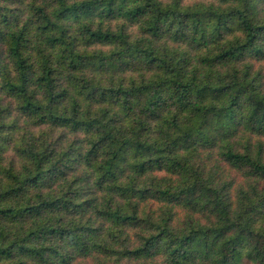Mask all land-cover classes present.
<instances>
[{"label": "trees", "instance_id": "1", "mask_svg": "<svg viewBox=\"0 0 264 264\" xmlns=\"http://www.w3.org/2000/svg\"><path fill=\"white\" fill-rule=\"evenodd\" d=\"M222 1L0 0V264H264V0Z\"/></svg>", "mask_w": 264, "mask_h": 264}, {"label": "rangeland", "instance_id": "2", "mask_svg": "<svg viewBox=\"0 0 264 264\" xmlns=\"http://www.w3.org/2000/svg\"><path fill=\"white\" fill-rule=\"evenodd\" d=\"M163 2H173L174 0H162ZM180 5L182 7H188V6H195V5H203V6H210V5H213V6H219V5H226L227 2H224L222 0H178ZM257 12H258V15L261 19H264V2H260L257 6ZM119 19V20H117ZM123 18H116L112 21L111 25L112 26H116L118 23L121 24L123 23L121 20ZM110 19H106V21H108ZM125 26L127 28V30L129 32H131L133 35H137L139 30H140V23L139 22H125ZM94 49V48H103V49H107V46L105 45H101V44H96L94 47L91 46L90 49ZM255 71H258V70H261V73L262 75L259 76L258 80L261 79L262 82H263V85H264V63H255Z\"/></svg>", "mask_w": 264, "mask_h": 264}]
</instances>
